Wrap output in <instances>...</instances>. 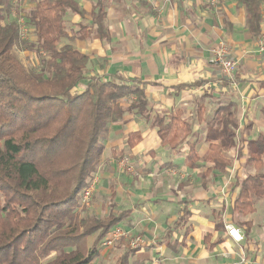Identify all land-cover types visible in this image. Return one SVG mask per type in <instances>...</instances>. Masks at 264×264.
Masks as SVG:
<instances>
[{"label":"crops","instance_id":"0c3cea01","mask_svg":"<svg viewBox=\"0 0 264 264\" xmlns=\"http://www.w3.org/2000/svg\"><path fill=\"white\" fill-rule=\"evenodd\" d=\"M75 1L83 16L65 14L71 37L80 35L81 26L88 28L93 6L92 0ZM209 2L106 0L109 40L89 34L72 41L89 59L88 78L138 81L154 115L178 114L191 124L189 143L180 145L177 154L133 113L108 126L99 138L101 159L91 177L96 188L90 209L103 214L96 215L101 219L128 211L113 228L140 235L145 242L129 255L128 264H264V201L257 200L254 212L243 218L252 224L247 239L232 214L237 180L255 173L247 163L249 147L264 135V52L257 48L264 21L255 38L247 31L245 10L237 0ZM31 7L24 0L10 16H25ZM219 42L240 62L230 79L211 63V50ZM222 107L235 121V144L223 153L228 166L217 168L204 158L209 145L220 140L219 135L212 138V131L221 130L216 112ZM189 144L195 161L188 154ZM122 160L133 173L122 170ZM228 224L239 230L240 241L228 235ZM121 246L126 243L121 241L116 249ZM107 250L99 245L94 258Z\"/></svg>","mask_w":264,"mask_h":264},{"label":"trees","instance_id":"16d2710c","mask_svg":"<svg viewBox=\"0 0 264 264\" xmlns=\"http://www.w3.org/2000/svg\"><path fill=\"white\" fill-rule=\"evenodd\" d=\"M27 1L32 7L26 15L12 18V0H0V264H92L102 240L128 213L110 212L104 219L81 215L82 192L101 159V134L133 113L177 154L191 124L178 114L154 115L138 81L86 76L89 59L72 41L89 34L109 40L106 0H92L90 24L81 26L74 37L65 30L64 16L67 12L83 16L75 0ZM237 3L245 10L247 31L257 38L264 0ZM20 18L28 30L32 27L34 42L20 39ZM15 49L34 52L37 65L22 64ZM80 85L82 91L77 90ZM216 115L222 127L212 131V138L219 135L220 140L209 145L204 161L223 168L228 166L223 153L235 144L236 124L227 107ZM188 146L195 161L193 144ZM247 161L255 173L237 180L232 206L233 221L245 239L252 224L241 218L264 199V135L251 144ZM90 236L88 247L85 237ZM131 253L124 250L115 264H128Z\"/></svg>","mask_w":264,"mask_h":264},{"label":"built area","instance_id":"2783aa9c","mask_svg":"<svg viewBox=\"0 0 264 264\" xmlns=\"http://www.w3.org/2000/svg\"><path fill=\"white\" fill-rule=\"evenodd\" d=\"M24 0H12V5L16 7H21ZM219 0H210L209 3L216 5ZM20 24L19 37L22 41H26L28 39V28L23 22V19L20 18L18 20ZM258 51L264 52V33L258 39ZM212 58L211 63L220 69L221 74L230 79V77L237 71L239 68L240 62L230 56L229 49L224 42H219L212 50ZM122 170L126 173H133V168L130 166L126 160L121 161ZM96 181L94 179H90L87 187L84 189L81 195L80 207L88 206V203L91 199V195L95 191ZM226 230L228 235L235 241L238 242L242 239L239 230L233 227L232 225H227ZM121 240H128L129 249H139L143 247L145 244L140 237H131L129 232L122 228H114L112 229L103 239L100 246L102 249L111 248L116 242Z\"/></svg>","mask_w":264,"mask_h":264},{"label":"rangeland","instance_id":"374dc122","mask_svg":"<svg viewBox=\"0 0 264 264\" xmlns=\"http://www.w3.org/2000/svg\"><path fill=\"white\" fill-rule=\"evenodd\" d=\"M29 31H30V33L28 32V35H29V38L31 37L30 38V41L31 42H34L36 38H35V35L33 34V30H32V27L31 26H29ZM13 53L18 58V60L22 64H24L25 66H27V67H35L37 65V63H38L37 57L33 54L34 52L31 53V52L21 51V50L15 49ZM131 101H133L132 98H130L129 102H131ZM250 148H251V146L249 147V149ZM95 188H96V185H95ZM93 194L91 195L92 197H93ZM92 197H91V199H92ZM91 199H90V201L88 203V206L83 207L84 208V213L82 212L81 215L84 217V215L87 213L90 216H96V215H98V216H101L102 217L103 214L95 213L93 209L92 210L90 209ZM262 201H264V199H262ZM256 206H258L257 203L255 204V207ZM241 219L243 220V218H241ZM234 225H235V223H234ZM129 234H130L131 237H135V236L140 237L143 240V242H144V239L140 235H132L131 232H129ZM92 239H93L92 236L85 237L86 245L88 247L90 246ZM121 241H123L124 243H126V246L129 247L128 240H121ZM121 241L116 242V244H114L107 251H105V252L104 251H101L103 253V255H101V256L98 255L97 258H93L92 264H115L116 258L121 254L120 252H122L123 249H126V246H121L120 249H116V246L120 245ZM144 244H145V242H144ZM126 250H129V248H127ZM130 250H134L132 252V254H133L134 252H138L140 250V248L139 249H130ZM241 258L243 259V260H241V263L245 262L244 257H241ZM130 263H131V259H130ZM132 264H140V260H135V261L133 260V263Z\"/></svg>","mask_w":264,"mask_h":264}]
</instances>
